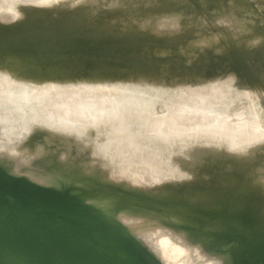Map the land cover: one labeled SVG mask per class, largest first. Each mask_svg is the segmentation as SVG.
I'll list each match as a JSON object with an SVG mask.
<instances>
[{
	"label": "rangeland",
	"instance_id": "rangeland-1",
	"mask_svg": "<svg viewBox=\"0 0 264 264\" xmlns=\"http://www.w3.org/2000/svg\"><path fill=\"white\" fill-rule=\"evenodd\" d=\"M58 1L54 2L52 7L40 9L28 4H24V6L27 5L24 7L17 0H12V2L11 0H0V13L4 10V5L9 3L19 4H14L16 6L14 7L15 13H20L19 8L21 9V7H23L21 12L24 8L29 10L27 16L18 18L15 20L16 22H11L6 26L0 23V44L14 47L24 46L19 54L24 56L22 51L27 49L30 52V54L26 53L27 56L29 55V59L36 58L34 61L32 60L31 66L34 68V73L31 75L28 73L29 67L22 68V65L10 61L8 48L0 47V70H2L0 71V80H2L0 81V97H2L0 99H10L9 108L17 110L19 114L16 117L20 118L15 120L7 115L4 108L0 110V168L5 169L7 173L6 176L0 177L1 181L5 178L4 181H0V189L23 194L32 191L27 182L40 186L45 185L44 182H37L33 179L35 176H48L47 178L56 180L62 176L70 175V173L77 174L80 189H83L90 200L96 204H90L87 198L82 201L86 203V206H82L83 203L73 205L59 198V200L56 198V201L74 211L76 209L83 211V213L76 212L74 224L80 225L87 218L89 225L85 226L84 231L88 234L92 233L90 228L93 226H104L106 223H110L107 229L95 237L104 242V246L101 248L92 247L88 252V255L100 258V261L94 264H166L168 259L162 258L165 260L162 261L158 255L160 254L159 250L158 252L154 251L160 247L154 246L147 239H142V241L136 239L133 235L134 231L128 232L124 230L125 228L121 229L117 219L115 220L117 222L114 219L111 220L113 215L108 219V215L111 214L105 212L103 207H110L115 211L144 218L157 216L169 218L172 222L182 220L180 216L173 215L168 208L151 206L150 200H176L184 192L185 187L190 186L188 182L191 180L184 181L183 184L171 185L172 167H168L167 174L160 177L158 164L150 163L147 158L161 154L165 162L173 163L171 159L174 148H185L195 142L196 146L218 147L220 151L229 153V145L232 144L234 138L235 140L237 137L239 139L242 134L237 133V136L234 135L235 137L230 135L228 126L243 119L248 122L251 120L250 123H255L254 126L251 124L252 127L256 128L260 120L257 119L258 123L257 120L255 121L258 116L254 117L253 111L259 109L260 116L264 115V86L260 82H256L254 87L260 93L247 94L246 92L251 91L247 80L243 78H236L233 82H228V80L230 74L237 73L239 71L237 67L245 62L259 72L257 74L259 77L261 73L264 79V0ZM197 1L200 10L196 12V16L186 13L189 8L196 5ZM115 4H119V12H117L118 7L113 6ZM208 4L211 5L208 6ZM15 8L18 9L17 12ZM63 10L67 11L62 12ZM53 12L55 14H52ZM60 12L61 15H58ZM30 13L33 14L32 18ZM172 16H177L175 26L168 25ZM4 27L10 31L1 33V28ZM182 28L184 31L193 30L190 32L191 34L186 33L181 37ZM143 31L149 37L157 35L163 40L144 41L146 38L138 35L139 37L133 43L135 33ZM122 32L130 34L123 39ZM102 36H106L104 38L109 41L108 46H103L101 49L89 48L94 46L93 43L95 41L97 43ZM196 41L198 47L192 49L191 44ZM222 42L226 56L223 60H219L216 51L218 44ZM38 46H43V48ZM113 48H124L125 53H122L121 50L112 51ZM39 55L41 56L39 57ZM84 55L91 62H95L96 67L74 64ZM21 59L23 58L16 57L17 62ZM29 61L31 60H27V62ZM111 63L115 67L110 68L108 65ZM228 65L230 67L226 69ZM134 68L137 71H134ZM114 70H119V72L112 73ZM122 70L130 75L150 77L149 81L123 75ZM149 71L154 75L157 73V76L149 75ZM199 78L204 81H199ZM44 80H47L48 83H45L49 84L45 85L46 87L43 85L45 83L42 84ZM12 82L14 84L19 82V85L22 86L19 87L18 95L10 98L7 96V92L11 86H15ZM78 83L83 84L78 85ZM80 85H87L89 88L84 86L85 90L82 91L85 92H79V89L77 91L75 88H79ZM39 86H44L45 92L50 89L46 93L43 91L41 93L40 90L37 92ZM113 86L116 87L117 91L114 87L116 92L114 90L112 92L110 89ZM190 86H197L200 93H197L196 90L192 91ZM67 88L75 90L67 91ZM212 89L224 90L226 94L222 97L219 92L220 95L217 96H221L220 98L214 95L216 96L214 98L217 99L215 101L213 99L214 103L208 106L206 105L208 104L207 99L203 95L208 94ZM53 91L55 92L53 93ZM242 92L247 95L244 96ZM215 93L217 94V91ZM62 94L65 97H62ZM78 95L86 100L84 102H88V106L91 103L89 101H94V98L99 99H96L97 102L101 99L109 100L110 106L107 109L93 108L92 101L91 111L88 110L90 107L82 105L84 108L87 106L86 109L89 111L87 112L85 109L86 113H84V108H81L85 115L88 113L86 117L81 112L84 119L78 115L75 118L73 116L76 112L73 110V116H71L70 109L72 107L69 105L74 96L79 99ZM100 96L103 98H98ZM57 97L59 98L57 99ZM108 97L109 99H107ZM54 98L55 100H52ZM75 98L73 101L76 100ZM72 104L73 102L71 106ZM53 105L65 109L64 113L58 108L55 110ZM178 107L181 108L180 112L174 113ZM122 109H126L128 112L124 113ZM103 111H105L103 113L105 118L109 116L107 120L102 119ZM108 113L115 116L110 117ZM200 113L205 117L203 123L196 124L195 127L198 131L195 128L187 130V124L198 117ZM77 114L79 113L77 112ZM96 115L101 117L98 119ZM241 116L243 118L239 120ZM154 118H157L158 122L153 126ZM60 120L63 121V124ZM65 120L69 123L64 122ZM247 121L245 122L247 123ZM261 123L258 125L260 127H257L259 130L264 126V122L261 121ZM64 124H67L68 128ZM241 124L245 125L244 122ZM244 127L245 129L249 128L246 125ZM244 127L242 126V129ZM199 131H202L199 133L201 136H198ZM182 136L183 138H181ZM201 137L206 138L201 141ZM188 140H192V144H188L190 143ZM262 143L258 141L259 145L255 142L252 143L253 145L246 146L245 144L240 147L242 148L241 154L247 155V159L249 158L248 166L244 170H239L232 176L227 174L228 177L225 178L226 170L221 164H216V167L214 166L212 169V171L215 170L213 172L220 182L226 179L224 183L230 185L226 190L228 192L223 193L226 200L231 198L232 202L235 197L233 202H237L238 196L241 198L240 203H238L239 201L235 202V206L232 202V206L236 210H241L245 205L244 202L246 204L255 202L256 209L260 205L261 210L264 208V192H262V190L264 191V146H262L264 143ZM256 147H259L258 150L255 149ZM31 150L35 152L33 153ZM249 150H251V154H249ZM92 158L94 159L92 160ZM142 165L147 167L148 177L141 182L140 186L131 185L128 180H135L136 176L140 175L137 167ZM20 174L24 175L22 176L25 177L24 180L19 178ZM80 174L84 178H80ZM77 177L73 176L70 183L68 181L65 183L74 185V182H77L75 179ZM241 182L242 184H240ZM235 183H238L237 186ZM253 183L255 185L252 186ZM11 184H15V186L18 184L16 190L15 186H11ZM243 184H249V186L245 187ZM239 185L241 188L243 187L242 190ZM237 187L240 189V192L238 189L240 194L236 191ZM20 189L23 191L21 192ZM198 190L207 191V187L202 183L193 184L191 191ZM67 191L69 192V190ZM93 192L97 193L93 195ZM219 198L222 197L216 196L215 200H221ZM243 199L244 201H242ZM256 199L257 201H255ZM236 205L242 207L238 208ZM260 207L257 211L260 210ZM101 208L104 215H101L103 213ZM93 212H96V216ZM104 220L106 221L104 222ZM133 221L136 219H133L132 223H134ZM90 235H92L90 236L92 241L94 236ZM114 236L117 238V243L113 246L109 242ZM67 240L70 241L71 238ZM72 256L79 260L82 258L80 254ZM182 263L186 264L185 261ZM0 264H5L1 256Z\"/></svg>",
	"mask_w": 264,
	"mask_h": 264
},
{
	"label": "bare ground",
	"instance_id": "bare-ground-1",
	"mask_svg": "<svg viewBox=\"0 0 264 264\" xmlns=\"http://www.w3.org/2000/svg\"><path fill=\"white\" fill-rule=\"evenodd\" d=\"M18 2L22 3L24 6V4H28V5H31V7L36 6L37 8H40V9H44V8H49L51 5H53L54 2H56L57 0H17ZM60 1V0H59ZM58 1V2H59ZM64 1V0H63ZM68 1V0H67ZM75 1V0H74ZM81 1V0H80ZM97 1V0H96ZM122 1V0H121ZM164 1V0H163ZM2 2V1H1ZM12 2V0H11ZM15 2V1H14ZM57 2V3H58ZM70 2V1H68ZM7 3V2H5ZM4 3V4H5ZM9 3V2H8ZM64 4V2H62ZM3 4V5H4ZM15 3H9L8 5H4V10H2V12L0 13V23L1 24H4V26L10 24L11 22H14L15 20H17L18 18L20 19L21 17H25L29 14V10L27 8V10H25L26 8H24L23 12H21L20 10L23 8L21 7V9L19 8V12L20 13H15L14 11V7H16L15 5H19V4H15ZM56 4V3H55ZM60 4V3H59ZM74 4V3H73ZM72 4V5H73ZM62 5V4H61ZM71 5V6H72ZM109 5V4H108ZM119 5V4H118ZM21 6V5H20ZM27 7V5H25ZM24 6V7H25ZM114 6V5H113ZM52 7V6H51ZM70 7V6H69ZM73 7V6H72ZM71 7V8H72ZM16 9V8H15ZM190 9V8H189ZM210 10V9H209ZM18 11V9H16V12ZM60 11V10H58ZM64 11H67V10H63L62 12ZM30 12L32 13V10H30ZM43 12V11H42ZM202 12V11H201ZM28 13V14H27ZM30 13V14H31ZM34 13V12H33ZM59 13V12H58ZM56 13V14H58ZM52 14H55V12H53ZM32 15L31 14V18H32ZM58 15H61V12L60 14ZM57 15V16H58ZM53 16V15H52ZM56 16V15H55ZM198 16V15H197ZM29 17V16H28ZM35 17V16H34ZM176 17L177 16H172L171 17V21H169L168 25L169 26H175L176 24ZM27 19V18H26ZM16 22V21H15ZM210 27V26H209ZM5 31H10L7 27H4V28H1V32H5ZM235 37V36H234ZM227 43V42H226ZM5 45H2L0 44V47H3ZM6 48H8V50L10 51V61H12V63L14 64H19V65H22V68L24 67H29L30 71L28 73H30L31 75L34 73V68L33 66L29 65V62H25V60L21 59L19 62H17L16 60V57H21L23 58L24 56L22 54H19L21 49L24 47V46H17V47H14V46H11V45H7L5 46ZM39 48H43V46H38ZM198 47V42H193L191 44V48L192 49H197ZM53 50V49H52ZM64 50V49H63ZM16 52L17 54L14 55L12 54V52ZM27 55V54H26ZM51 55H54V54H51ZM56 55V54H55ZM64 55V54H63ZM210 55V54H209ZM216 55L219 57L218 59L219 60H223L224 57L226 56L225 53H224V44L223 42L222 43H219L218 46H217V51H216ZM35 56V55H34ZM41 55H39L40 57ZM49 57V56H48ZM57 57V56H56ZM46 58V57H45ZM50 58V57H49ZM36 59V58H35ZM34 59V60H35ZM38 59V58H37ZM88 58L84 55L82 56L81 58L77 59L74 64H84L86 66H92V67H96V63L95 62H91L89 59V61L87 60ZM33 60V61H34ZM258 60V59H257ZM39 62V61H38ZM37 62V63H38ZM35 64V62H34ZM2 65V64H1ZM37 65V64H36ZM238 65V64H237ZM110 68H113L115 67V65H113L112 63L108 65ZM236 66V65H235ZM36 67V66H35ZM38 69V68H37ZM28 70V69H26ZM25 70V71H26ZM142 70V69H141ZM140 70V71H141ZM237 70H239L237 73H232L230 74V78L228 80V82H233L236 80V78H243L244 80H247L248 84H250L248 87H250L251 91L250 92H246L247 94H259L260 91L258 89H256L255 86V83L256 82H260L261 85L264 86V79H263V75L260 73V77L257 75L259 72L255 71L254 69L251 68V66H249V64L247 62L243 63L242 65H240L239 67H237ZM2 71V70H0ZM9 71V70H8ZM134 71H137L136 68H134ZM139 71V70H138ZM235 71V70H234ZM37 72V71H36ZM144 72V71H143ZM141 72V73H143ZM146 72V71H145ZM150 72V71H149ZM148 73V72H147ZM152 73V74H151ZM156 73V72H154ZM1 74V72H0ZM139 74V73H138ZM145 74V73H143ZM157 74V73H156ZM155 74V75H156ZM29 75V76H31ZM147 75V74H146ZM149 75H152L153 77H156L153 72H150ZM161 75V74H160ZM205 75V74H204ZM5 76V75H4ZM28 76V77H29ZM3 77V76H2ZM1 78V77H0ZM192 78V77H191ZM3 79H6V78H3ZM166 80V79H165ZM206 80V79H205ZM2 81V80H0ZM196 81V80H195ZM199 81H204V79L202 78H199ZM20 84H21V81H19ZM19 82H16V84H14L13 82V85L15 86H11V89H9V92H7V96H9L10 98L11 97H15L16 95H18V92H19V87H21L22 85H19ZM48 83L47 80L44 82L42 81V84L43 83ZM23 83V82H22ZM43 84L44 86L45 85H49V84ZM246 83V82H245ZM244 83V84H245ZM79 84H83V83H78ZM247 84V85H248ZM11 85V84H9ZM41 85V84H40ZM234 85V84H233ZM241 85V84H240ZM246 85V87H247ZM1 86V85H0ZM4 86V85H3ZM43 86V87H44ZM85 86V85H84ZM84 86L83 85H80L79 88H75L77 91L79 89V92H81L83 89H84ZM242 86V85H241ZM9 87V86H8ZM41 86L38 87V90L37 92H39V90L43 92H45V88H43ZM46 87V86H45ZM86 88H89L87 85L85 86ZM114 87L113 86L112 88V92L114 90ZM244 87V85H243ZM80 88H82L80 90ZM191 90L194 91L196 90L197 93H200L198 92L199 90H197V86L196 87H191ZM232 88V87H231ZM1 89V88H0ZM5 89V88H3ZM47 89V88H46ZM50 89V88H49ZM48 89V90H49ZM68 89V88H67ZM65 89V90H67ZM74 88H72L71 90L68 89L67 91H74L75 90ZM189 89V88H188ZM46 90V92L48 91ZM85 90V89H84ZM115 90L117 91L116 87H115ZM114 90V91H115ZM5 91V90H4ZM101 91V90H100ZM110 91V90H109ZM115 91V92H116ZM217 91V94L214 92ZM1 92V91H0ZM3 92V91H2ZM6 92V91H5ZM3 92V93H5ZM45 92V93H46ZM50 92V91H49ZM55 91H53L54 93ZM82 92H85V91H82ZM111 92V94H112ZM222 95V97L224 96V94H226V92L224 90H221V89H212L208 94L206 95H203V97H205L207 99V103L206 105L209 106V104H212L214 103V101L217 99H215L214 97H216L217 95ZM74 93V92H73ZM202 93V92H201ZM66 94V93H65ZM80 94V93H79ZM103 94V93H102ZM110 94V95H111ZM242 94L245 96L247 94L243 93ZM46 95V94H45ZM44 95V96H45ZM75 95V94H74ZM108 95V96H110ZM216 95V96H214ZM50 96V94H49ZM56 96V95H55ZM73 96V95H72ZM71 96V97H72ZM5 97V96H3ZM51 97H53V95H51ZM62 97H65L63 96L62 94ZM61 97V98H62ZM76 97V98H75ZM79 97V95H78ZM218 98H220L221 96H217ZM2 98V97H0ZM59 97H57L58 99ZM60 98V99H61ZM76 99L75 101H73V99ZM98 98H103V97H98ZM104 98H106V96H104ZM203 98V99H205ZM225 98V97H224ZM47 99V98H46ZM50 99V98H48ZM56 99V100H57ZM64 99V98H63ZM62 99V100H63ZM71 99V98H70ZM73 99L71 100L73 102L72 106H71V103L69 105V107H72L70 110L72 112V115L73 116V110L75 114V116L73 117H80V118H83L84 117V113L89 112L92 110L91 106H93V108H109L110 106V103H109V100H102L101 101H96L97 98H94V101L97 102V105H96V102L94 103V101L92 99H89V100H92L93 101V104L92 101H89L90 105L88 106V102H84L86 100L82 99L79 97V99L77 98V96H74ZM78 99V100H77ZM109 99V97L107 98ZM214 99V101H213ZM52 100H55L52 99ZM51 100V101H52ZM99 100V99H97ZM10 101L9 100H6L5 98L4 99H0V110H3L2 108H4V111L7 112V115L11 116L13 119L17 120V119H20L19 117H16L18 116L19 112L15 109H12V108H9L10 104H8ZM61 101V100H60ZM111 101V100H110ZM7 102V105H5V103ZM62 102V101H61ZM30 103V102H29ZM55 103V102H54ZM58 103V102H57ZM56 103V105H57ZM68 103V104H69ZM23 104V102H22ZM52 104V102H51ZM12 105V104H11ZM31 105V104H30ZM35 105V103H34ZM55 105V104H54ZM53 105V106H54ZM60 105V104H59ZM87 105L88 106V110L86 109L87 106L84 108L83 106ZM28 106V105H27ZM32 106V105H31ZM52 106V105H51ZM96 106V107H95ZM8 107V108H7ZM17 107V106H16ZM20 107V106H19ZM35 107V106H34ZM84 108V111L86 109V111L84 112L82 109ZM116 107V106H115ZM180 107V106H179ZM176 109V112L174 113H178L180 112L181 108ZM182 107V106H181ZM18 108V107H17ZM51 108V107H50ZM53 108V107H52ZM55 108H58V110L60 109V107H56L54 106V109ZM82 108V109H81ZM20 109V108H18ZM91 109V110H90ZM51 110V109H50ZM56 110V109H55ZM63 111L64 113V110L61 108L60 111ZM68 110V109H67ZM66 110V111H67ZM68 110V111H70ZM97 110V109H95ZM102 110V109H100ZM110 110V109H109ZM20 111V110H19ZM48 111V109H47ZM80 111V112H79ZM106 111V110H105ZM103 111L102 112V116L104 115L103 113L105 112ZM127 110L126 109H122V112H126ZM77 112L79 114H77ZM84 114H82V113ZM97 112V111H96ZM99 112V111H98ZM109 112V111H108ZM128 112V111H127ZM253 115L254 117L255 116H258L255 121L258 119L260 120L259 121V124L261 123V121L264 122V115L263 117L260 116V110L259 109H254L253 111ZM32 113V111H31ZM62 113V112H61ZM62 113V114H63ZM107 113V112H106ZM67 114V113H65ZM88 114V113H87ZM86 114V115H87ZM99 114V113H98ZM97 114V115H98ZM110 115V117L112 116H115L112 114L111 116V113H108ZM107 114V115H108ZM116 114V113H115ZM243 114V113H242ZM82 117H81V116ZM85 115V117H86ZM96 115V116H97ZM244 115V114H243ZM62 116V115H61ZM70 116V115H69ZM105 116V115H104ZM103 116L102 119H104L105 117ZM2 117V116H1ZM4 117V116H3ZM59 117H60V114H59ZM64 117V116H63ZM101 116H97L96 118H100ZM109 117V116H108ZM107 117V118H108ZM204 115L203 114H199L198 117H195L194 119H192V122H189L187 124V130H191V129H197V126L196 124L197 123H203L204 121ZM246 117V116H245ZM8 118V116H7ZM72 119V117H69ZM107 118H105L107 120ZM240 118H243V116L239 117V120ZM58 119V118H57ZM61 119V118H60ZM64 119V118H62ZM84 119V118H83ZM98 119H96L98 121ZM159 119V118H158ZM11 120V119H10ZM258 120H257V123H258ZM14 121V120H13ZM57 121V120H56ZM96 121V122H97ZM109 121V120H108ZM243 119H241L240 123H235L234 125H231V126H228V131H229V134L230 135H236L237 133H240L242 134V136L235 140H233L232 144L229 145L228 147V150H229V153L228 152H222L219 150L218 147H214V148H210V147H202L200 145L196 146V142L194 144H192L193 141H195V139H192V140H188L190 143L188 144H192V145H188L186 146L185 148H174L172 150V162L173 163H170V162H165L164 159L162 158V155H156L153 156V157H148L147 159H149V162L150 163H157L158 164V169H159V176L162 177V176H165L167 174V172L169 171L167 168L168 167H172V174H171V185L173 184H180L184 181H189L188 183H190V186H186L185 189H184V192L181 194V198H180V201L185 203V204H188V205H192L193 207L196 206V205H211L213 204L214 205V202L216 201L215 200V197L216 196H220L222 198H219V199H223L224 202L230 204L231 206V209L224 212V213H219V214H209V213H204L203 215L201 213H197L195 212L194 215H191L189 212H191V210H189V206H186V207H181L179 209V211H171V213L173 215H176V216H182L180 215L179 212L183 211V212H186L188 213L189 215L192 216V218L189 219L186 218V217H183L182 220L180 221H177V222H172L169 218H165V217H157V216H148L146 218H144L143 216L142 217H138V216H135L133 214H126V213H123V212H120V211H112V209L110 208H107V207H103V209L111 214V215H108V219L111 218L110 216L113 215V217L115 218H111L114 219V221L117 219V223H119L121 225V229L125 228L124 230L125 231H128V232H133V235L136 239L138 240H141L142 239H147V241H151L152 244H154V246H158L159 249L157 250H154V251H157L159 250L160 254L159 255V258L162 260V261H165L166 259H168V261L166 262L169 263V264H180L182 263L183 261H185L186 264H264V252L260 249V251L258 250H252L249 252V256L251 257L250 259V262H248L246 259H244V254H245V246H243V243H244V238H239V241L237 242L238 245H236L235 243L232 242L233 240V236H234V233H237L238 236H240V232L243 230V229H247L248 231L247 232H252V230H256L255 233H257L258 235V238L259 237H264V208L261 210L262 207H260V210L257 211V208L255 207V205H257L255 202H249V203H243L245 204L244 207L242 206H238L236 205V207L238 206V208L242 207V209H238L236 210L235 209V202L234 199L235 197H233L232 199V202L234 203V206H232V202H231V198L229 200H226L227 198L224 197L223 193H225L226 190L229 189V186L228 183H226L227 185L224 183L226 182V179H224L225 181L221 180V182L219 181L218 178H216L217 176L215 175V173L212 171L213 167L215 166L216 167V164H221L224 169L226 170V173L224 175L225 178H227V174H231L234 175L237 171L239 172V170H244V168H246L248 166V159H247V155H243L241 154L242 152V145L246 146L247 145H251L252 143H257L258 144V141L259 142H263L264 143V126L261 127V129L259 130L258 128L260 126H256L255 127H252L253 124L255 123H250L252 122L250 120V122H248L247 120V123L245 121L244 124L249 127V128H246L245 129V125L241 124L243 123L242 122ZM59 122V121H58ZM60 122L62 123L63 121L60 120ZM59 122V123H60ZM64 122H67L66 120ZM94 122V120H93ZM158 122L157 118H154V121H152V125H156ZM254 122V120H253ZM56 123V122H55ZM54 123V124H55ZM69 123V122H67ZM250 123V124H249ZM63 124V123H62ZM82 124V123H80ZM79 124V125H80ZM94 124H97V123H94ZM93 124V125H94ZM241 124V125H240ZM249 124V125H248ZM252 124V125H251ZM262 124V123H261ZM16 125V124H15ZM20 126V125H19ZM64 126L67 127V124ZM242 126L244 127L242 129ZM251 126V127H250ZM254 126V125H253ZM81 127V126H80ZM84 127V126H83ZM258 127V128H257ZM15 128V127H14ZM20 128V127H19ZM68 128V127H67ZM79 128V127H78ZM209 128V127H208ZM210 129V128H209ZM257 129V130H256ZM64 130V129H63ZM76 130V129H75ZM82 130V129H80ZM79 130V131H80ZM65 131V130H64ZM14 132V131H13ZM202 132V131H199L198 134ZM14 135V134H13ZM19 135V134H18ZM178 135V134H177ZM181 135V134H180ZM184 136V135H183ZM183 136L181 138H183ZM198 136H201V134H199ZM237 136V135H236ZM7 138V136H4ZM196 137V136H195ZM194 137V138H195ZM235 137V136H234ZM180 138V137H178ZM206 138V137H204ZM203 137H201V141L204 140ZM5 139V138H4ZM2 139V140H4ZM7 140V139H5ZM19 142V141H18ZM187 142V141H186ZM262 143V144H263ZM13 144V143H12ZM15 145V144H14ZM137 145V144H136ZM253 145V144H252ZM259 145V144H258ZM50 146V145H49ZM257 146V145H256ZM264 146V145H262ZM252 147V146H251ZM250 147V148H251ZM45 148V147H44ZM249 148V147H248ZM253 148V147H252ZM259 148V147H258ZM258 148L256 147L255 149L258 150ZM261 148V146H260ZM263 148V147H262ZM41 149V148H40ZM47 149V148H45ZM44 149V150H45ZM239 149H241L239 151ZM253 150V149H251ZM249 150V152L251 151ZM28 151V150H27ZM32 151V150H31ZM33 153L35 151H32ZM49 152V151H48ZM55 152V150H54ZM256 152V151H255ZM24 153V152H23ZM253 153V152H252ZM41 155L43 153H40ZM59 154V153H58ZM61 154V153H60ZM59 154V155H60ZM63 154V152H62ZM106 154V153H105ZM248 154V153H247ZM251 154V152L249 153ZM149 155V154H148ZM40 156V155H39ZM253 156V155H252ZM61 157V156H60ZM254 158V157H252ZM251 158V159H252ZM94 158H92L93 160ZM160 159V160H159ZM90 160V161H92ZM255 161V160H254ZM89 162V160H88ZM258 166V165H257ZM120 167H123V165H120ZM221 168V167H220ZM259 168V167H258ZM122 171H124V169H121ZM137 170L139 171L140 175L139 176H136V179L135 180H128L129 183L131 185H134V186H140L141 185V182L144 181L145 178L148 177V174H147V167L145 165H142V166H138L137 167ZM118 171V170H117ZM83 174V173H81ZM80 174V178H82L83 176H81ZM86 174V173H85ZM116 174H118L116 172ZM238 174V173H237ZM240 174V173H239ZM259 174V173H258ZM43 175V174H42ZM76 175V176H75ZM121 175V174H120ZM218 176L221 175V174H217ZM35 176V175H34ZM38 176V175H37ZM77 177L78 175L77 174H71L70 175H65V176H62L60 177L59 179H56V180H51L49 178H47L48 176H38L33 179H35L37 182L41 181V182H44L43 184L47 185L49 183L53 184V185H57V186H60V185H63L65 182H69L70 183V179H72V177ZM252 176V175H251ZM33 177V176H32ZM87 177V176H86ZM235 177V176H234ZM233 177V178H234ZM259 177V176H258ZM84 178V177H83ZM221 178V177H220ZM231 178V179H233ZM77 179L76 181L77 182H74V187L76 188H70L69 189V192L72 193V194H77L78 196H80L81 198L86 199V197L82 196V195H79L77 192H79V184H78V177L75 178ZM230 179V178H229ZM238 179V178H237ZM252 179V178H251ZM254 179V178H253ZM5 178L2 180L4 181ZM7 180V179H6ZM1 181V180H0ZM1 181V182H2ZM8 181V180H7ZM5 181V182H7ZM230 181V180H228ZM227 181V182H228ZM233 182H236V181H233ZM232 182V184H233ZM247 182V181H246ZM11 183V182H10ZM9 183V184H10ZM14 183V182H13ZM19 183V182H18ZM71 183L72 180H71ZM76 183V184H75ZM187 183V184H188ZM195 183H202L204 185H206L207 187V191H201V190H198V191H191V187L193 186V184ZM4 184V183H3ZM186 184V182H185ZM223 184H225L223 186ZM230 184V182H229ZM236 184V183H235ZM238 184V183H237ZM236 184V186H237ZM242 184V182L240 183ZM251 184V183H250ZM15 184H11V186ZM18 185V184H17ZM16 185V186H17ZM66 185V184H65ZM222 185V186H221ZM244 185V184H243ZM242 185V186H243ZM249 186V184H246ZM246 185H244L246 187ZM255 185V183L252 184V186ZM257 185V184H256ZM16 186L14 187L15 190H16ZM49 186V185H48ZM251 186V185H250ZM184 187V186H183ZM227 187V188H226ZM235 189L236 187L233 186ZM240 189L242 190L241 186L239 185ZM239 187H237V192H238V189ZM18 188H20V186H18ZM250 188V187H249ZM63 189V188H62ZM234 189V190H235ZM240 189H239V192H240ZM83 190V189H82ZM244 190L246 191V189L244 188ZM250 190V189H249ZM262 190V189H261ZM21 191V189H20ZM23 191V190H22ZM21 191V192H22ZM84 191V190H83ZM228 192V191H226ZM236 192V193H237ZM238 192V193H239ZM242 192V191H241ZM244 192V191H243ZM261 192V191H260ZM262 192H264L262 190ZM90 193V192H88ZM87 193V194H88ZM256 193H257V190H256ZM17 194V193H16ZM33 194V191H29L27 193H23V194H17L18 197H19V200L21 203H24V202H27L29 200V197L32 196ZM235 194V193H234ZM240 194V193H239ZM242 194V193H241ZM237 195V194H236ZM248 196V195H247ZM238 199L237 202L240 203V197L238 196ZM262 199V198H261ZM251 200V199H250ZM263 200V199H262ZM244 201V199L242 200ZM252 201V200H251ZM257 201V199L255 200ZM88 202L91 204H96L94 201H90L88 200ZM236 202V203H237ZM248 202V200H247ZM82 204V203H81ZM85 204V203H84ZM82 205V206H86L85 205ZM264 204V203H263ZM248 205L250 206L249 208V211H248ZM102 207V206H101ZM233 207V208H232ZM264 207V206H263ZM86 208V207H84ZM212 208V207H210ZM98 209V208H97ZM102 209V208H101ZM103 209H102V212H103ZM83 210V209H82ZM86 210V209H85ZM99 210V209H98ZM117 210V209H116ZM78 211V213L81 211L79 209H76L75 211L71 208H68L67 206H64L62 204H59L57 203L56 200H53V202H51L49 205H48V212H49V216H50V220L53 221L57 227V229L66 234L67 235V239L71 238L70 241L67 242V244L65 245L66 246V249L70 250L71 254H80L81 255V259L82 261H86L88 264H94V263H97L98 261H100V258L99 257H93V256H90L88 255V252L89 250H91L92 247H97V248H101L104 246V242L96 239L95 237H98L97 234H100L102 231H104L105 229H107L110 225V223H106V225H102V226H93L92 228H90V231L92 233L90 234H93L94 237H92V241H91V238L90 234L86 233L84 231V228L85 226L87 227L89 225V222L87 220V218L85 220H83V222L80 223V225L78 224L77 226L74 224V217H75V214L76 212ZM88 211V210H87ZM95 211V210H94ZM148 211V210H147ZM83 213V211H81ZM88 212H91V211H88ZM132 212V211H131ZM143 212V211H142ZM96 213V212H95ZM93 212V214H95ZM104 215V212L101 213V215ZM106 214V213H105ZM98 215V214H97ZM107 215V214H106ZM105 215V216H106ZM94 216V215H93ZM96 216V214H95ZM255 216H257V219L258 220H254L256 219ZM107 217V216H106ZM104 217V218H106ZM102 218V216H101ZM107 219V218H106ZM133 219H136V221H133L134 223H132V220ZM202 219H204V221H202ZM110 220V221H111ZM106 220H104L105 222ZM113 221V222H114ZM112 224V223H111ZM263 224V225H262ZM119 226V225H118ZM123 226V227H122ZM216 230V231H215ZM123 232V231H122ZM124 233V232H123ZM127 233V232H126ZM125 233V234H126ZM216 233V234H214ZM71 236V237H70ZM127 236V234H126ZM94 238V240H93ZM145 242V240H144ZM111 243V245L113 244V246L117 243V238L116 236H114V238H112V240L109 242ZM262 242H260V247L262 246ZM150 246V245H149ZM111 248V247H110ZM152 248V246H151ZM157 248V247H156ZM162 248V249H161ZM161 249V251H160ZM71 255V256H72ZM162 258H165L162 259ZM79 263V262H78ZM22 264H32V262L29 260V259H25L24 261H22ZM165 264V263H164ZM184 264V263H182Z\"/></svg>",
	"mask_w": 264,
	"mask_h": 264
},
{
	"label": "water",
	"instance_id": "water-1",
	"mask_svg": "<svg viewBox=\"0 0 264 264\" xmlns=\"http://www.w3.org/2000/svg\"><path fill=\"white\" fill-rule=\"evenodd\" d=\"M211 4H208V6H210ZM179 6H182V4L181 5L179 4ZM114 7H118L117 12H119L120 9L118 4H115ZM199 10H200V6H199V2L197 1L196 5L192 6L191 9H188L186 13L193 14L196 16V12H198ZM182 30L183 31L181 37L183 36V34L186 33L189 34L190 32H192L193 29L191 30L187 29L184 31V29L182 28ZM130 33H132V31H130ZM130 33L127 34L125 32H122L123 39L125 36L127 35L129 36ZM138 35L144 36L146 38L144 39V41L163 40L162 37L158 38L157 35H154L153 37H149L148 34L143 31V32L135 33V38L133 40V43L139 37ZM104 37L106 36H102L101 38H99L97 43H95L96 42L95 41L93 43L94 46H91L89 48L101 49L103 46L106 45L108 46L109 41H107ZM123 49L113 48L112 51L121 50L122 53H125ZM22 52L23 54H25L23 60H25V62L27 60H31L29 61V63L30 65L33 64L32 61L33 58L29 59V55L28 56L26 55V53L29 52V50L24 49ZM13 53L14 55L17 54L15 51L12 52V54ZM229 67H230L229 65L228 67L226 66V69ZM24 68H28V67L26 66ZM117 72H119V70L112 71V73L115 74H117ZM123 75L135 76L134 74L130 75L124 71H123ZM135 77L146 81H149L150 78V77L146 78L145 76H140V77L135 76ZM5 174H7L6 170L0 168V177L6 176ZM22 176L20 174L19 178L21 180H24L25 177ZM27 185L32 189L33 194L32 196L29 197V200L24 203L20 202L19 197L15 192L0 189V256L2 258L3 263L22 264V261H24L25 259H29L32 262V264H78L79 258H77L78 259L77 260L75 256H71L72 254L70 250L66 249L65 245L68 242L67 235L60 232L57 229L55 223L50 220L51 218L48 212V205L51 202H53V200H56V198L57 200L59 199L65 200L66 202L73 205H79L83 203L82 202L83 199H81L80 196H78L77 194L76 195L72 194L67 191L70 188H74V185L66 184L64 187L63 185L40 186L29 182H27ZM77 193L79 195H82L83 197L85 196L87 199L90 200V197H88L86 195V192L82 191V189L79 188V192ZM96 193L97 192H93V195H95ZM164 198L167 197L164 196ZM180 198L181 197H178V199L173 201H168L165 199H154L153 201L150 200L151 201L150 204L151 206H155L159 208L160 207L168 208L170 211H174V210L179 211L181 207L189 206L190 207L189 210H191V212L189 213L191 215H194L195 212L197 213L199 212L202 215L204 213L219 214V213H224L231 209L230 204L224 202L223 199L215 201L214 205L205 204L201 206L196 205L193 207L192 205H188L181 202ZM249 208L250 206L248 205L247 208L248 211ZM112 211L115 210L112 209ZM179 213L180 215H182L180 216L181 218L183 217H186L188 219L189 217L190 219L192 218V216L186 212L181 211ZM255 218L256 219L254 220H258L257 216H255ZM202 221H204V219H202ZM247 231H248L247 229H243L240 232V236H238L237 233H234L233 236L234 238L232 242L238 245L237 242L239 241V238L245 239L243 243V246H245L244 259L250 262L251 259V257L249 256L250 251L254 249L260 251L261 249L264 252V237L258 238L257 236L258 234L255 233L256 230L254 231L252 230V232L250 231L247 232ZM260 242L263 243L261 247H260ZM79 264H87V262H83L79 260Z\"/></svg>",
	"mask_w": 264,
	"mask_h": 264
}]
</instances>
